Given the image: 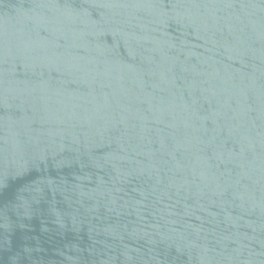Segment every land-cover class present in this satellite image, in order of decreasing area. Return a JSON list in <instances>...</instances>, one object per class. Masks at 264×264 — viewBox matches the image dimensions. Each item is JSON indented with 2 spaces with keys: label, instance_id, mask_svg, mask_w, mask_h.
I'll return each instance as SVG.
<instances>
[{
  "label": "water",
  "instance_id": "1",
  "mask_svg": "<svg viewBox=\"0 0 264 264\" xmlns=\"http://www.w3.org/2000/svg\"><path fill=\"white\" fill-rule=\"evenodd\" d=\"M264 81V0H0V264H98Z\"/></svg>",
  "mask_w": 264,
  "mask_h": 264
}]
</instances>
